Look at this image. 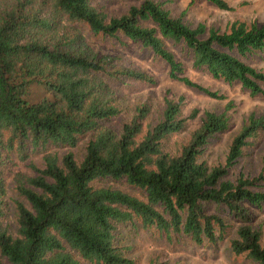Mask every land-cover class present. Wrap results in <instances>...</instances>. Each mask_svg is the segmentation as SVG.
<instances>
[{
    "label": "trees",
    "instance_id": "obj_1",
    "mask_svg": "<svg viewBox=\"0 0 264 264\" xmlns=\"http://www.w3.org/2000/svg\"><path fill=\"white\" fill-rule=\"evenodd\" d=\"M207 1L230 10L225 0ZM65 22L110 39L123 35L165 62L170 78L223 99L184 76L185 62L168 45L181 47L194 69L264 99V71L243 60L264 52V23L234 22L225 32L204 24L192 28L154 0L112 18L91 0H0V264H81L72 252L90 264H133L117 244L116 231L136 220L198 245L217 244L229 224L211 213L212 206L240 224L232 253L264 264L262 233L252 226L249 208L264 210V154L258 176L228 178L251 141L264 133V116L247 117L219 166L199 160L210 140L229 129L224 114L205 112L188 141L175 150L166 147L188 122L181 118L183 99L166 100L156 125L145 128L151 108L142 104L119 130L108 128L121 110L103 78L154 80L95 53L81 31L69 33ZM198 114L194 110L188 119ZM83 140L81 160L73 152H49L74 149ZM37 153L42 165L31 161V174L12 172L16 159ZM9 179L17 200L8 198ZM103 180L125 182L142 198L96 185ZM150 264L167 263L157 257Z\"/></svg>",
    "mask_w": 264,
    "mask_h": 264
},
{
    "label": "rangeland",
    "instance_id": "obj_2",
    "mask_svg": "<svg viewBox=\"0 0 264 264\" xmlns=\"http://www.w3.org/2000/svg\"><path fill=\"white\" fill-rule=\"evenodd\" d=\"M145 0H91L92 4L105 13L108 18L118 17L126 13L132 6H139ZM162 3L174 17H183V20L192 28L204 24L208 30L214 28L221 32L227 31L234 22L264 23V0H225L230 10H221L207 0H154ZM66 30L73 34L76 28L81 31L86 45L100 56L108 55L116 59L119 66L143 71L153 78V84L132 81L128 79L111 80L106 77L103 80L109 84L121 114L119 117L105 124L108 128L119 130L124 122L132 118L136 106L148 104L151 108L150 114L144 122L148 125H156L161 122L165 109L166 100L179 102L183 99L181 107V118L187 119L184 130L174 134L165 142L166 147L177 149L189 140L191 134L200 126V119L205 112L224 114L229 120V129L215 135L205 147L200 162L208 166L224 165L233 138L242 128L247 117L255 114L257 117L264 116V99L254 97L241 85H230L218 81L204 71L192 67V62L183 58L181 47L168 45L177 59L185 62L186 78L202 87L218 93L224 98L213 99L206 94L186 86L180 81L169 76V68L165 62L157 58L151 50L141 44L131 42L123 35L117 38L94 35L88 27L81 24L65 22ZM251 66L264 71V52L257 53L243 59ZM37 95L39 91L37 90ZM194 110L199 114L195 119H188ZM87 140H83L74 149L51 148L49 152L58 151L60 155L73 152L78 160L85 154ZM264 154V133L251 141V145L244 150L241 158L235 163L229 172L228 178L235 180L240 175L251 178L259 175L262 169L261 157ZM15 160V159H14ZM42 165V154H32L25 161L15 160L16 165L12 172L31 174L30 162ZM12 179L8 180V198L17 200L19 196L13 189ZM101 187H112L120 189L142 198L139 190L129 187L125 182H114L103 180L96 183ZM21 200V199H20ZM253 214L252 226L262 233L264 241V210L249 207ZM211 213H217L226 219L229 229L224 238L217 244L205 241L202 245L196 244L190 237L183 234L160 232L155 228H144L137 220L134 223L117 226V244L125 249L126 256L133 264H150L151 261L160 257L167 264H255L245 255L237 256L231 251V241L236 239L239 223L230 219L224 208L212 206ZM13 221L14 212H9ZM15 226L13 225V228ZM70 251V249H69ZM81 264H90L82 260L78 253L72 252Z\"/></svg>",
    "mask_w": 264,
    "mask_h": 264
}]
</instances>
